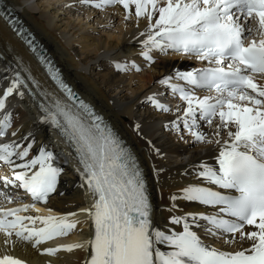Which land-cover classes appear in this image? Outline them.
I'll use <instances>...</instances> for the list:
<instances>
[{
  "label": "snow or ice",
  "instance_id": "snow-or-ice-1",
  "mask_svg": "<svg viewBox=\"0 0 264 264\" xmlns=\"http://www.w3.org/2000/svg\"><path fill=\"white\" fill-rule=\"evenodd\" d=\"M79 3L98 10L122 6L123 20L134 19L137 29L140 20H145L144 30L132 39L148 65L156 63L154 53L167 56L169 52L202 65L172 68L155 83L186 105L182 109L177 105L176 118L164 128L193 146L215 144L218 154L213 164L201 158L190 160L179 173L190 177L183 182H176L165 167L153 165L150 183L131 148L62 79L35 38L18 20L0 12L28 56L10 40L0 38V162L11 172L0 176V181L4 189H22L32 201L11 208L0 206L5 244L15 236L35 248L68 235L76 226L68 221L76 213L20 215L30 209L38 213L36 204L46 205L58 192L63 172L53 152L38 145L31 128L14 127L19 116L8 107L9 98L22 100L27 95L37 110L33 124L55 130L71 142L81 181L78 187L86 186L93 197L90 207L80 209L94 226V235L85 242L91 250L86 264H264V0ZM112 64L117 72L141 71L135 62ZM142 103L158 112H173L155 93ZM202 127L213 129L211 135ZM134 130L140 135L141 125L136 124ZM147 145L150 157L162 155L151 140ZM166 185L174 190L169 192L168 203L157 209L151 202V188L162 193ZM0 198L12 204L20 197L0 191ZM187 204L197 207L186 209ZM157 211L166 213L163 228L158 226ZM37 221L43 226L29 227ZM213 239L238 247L222 250L212 246L209 241ZM82 247H48L42 254ZM0 264L24 262L5 254Z\"/></svg>",
  "mask_w": 264,
  "mask_h": 264
},
{
  "label": "bare ground",
  "instance_id": "bare-ground-1",
  "mask_svg": "<svg viewBox=\"0 0 264 264\" xmlns=\"http://www.w3.org/2000/svg\"><path fill=\"white\" fill-rule=\"evenodd\" d=\"M1 1L18 11L20 18L45 44L48 52L62 67L66 79L75 86L84 99L93 103L102 114L109 118L126 138L146 166L150 183L153 165L165 167L176 182H183L190 177L182 178L179 173L184 171L190 160L205 159L217 154L215 144L193 146L190 142L178 140L175 134L165 132L164 124L176 118L174 111L163 114L153 110L148 106L149 104L142 103L146 96L154 93L158 95L166 91L164 86L155 81L168 74L172 68L180 70L188 68L191 65V59L176 54L163 57L157 55L156 63L140 72L121 74L112 68V61L139 60V46L132 38L138 34V31L144 30L145 20H140L137 29L134 19L127 23L123 20L122 6L98 12L81 5L79 0ZM131 11L134 13V7ZM0 38L10 40L12 46L28 58L24 46L14 37L2 18H0ZM18 103L19 107L13 111L19 116L15 126L20 127L22 131L29 128L35 129L33 121L37 118L36 108L27 95ZM136 124L141 125L140 135H137L134 130ZM202 130L209 135L213 131L207 127ZM46 136L47 133L41 131L40 139L44 138L47 142L55 141L53 134L51 137ZM148 140L160 149L162 153L160 157L154 154L151 157L148 155ZM77 177L73 172H69L67 181H64L61 188L65 196L56 198L57 202L64 207L69 206L70 209H77V204L82 203L84 199L83 191L79 187H73L78 181ZM173 190L166 185L162 193H158L152 187L151 202L154 207L159 209L161 204L166 205L169 192ZM195 207L197 205H185L186 209ZM165 218L166 213L157 211L158 226L166 220ZM0 235L2 236L0 241L2 255L8 254L41 264H82L84 256L82 249L65 252L60 258H47L38 256L35 249L12 237L9 238L10 242L5 244V236L3 233ZM230 247L237 249L238 246Z\"/></svg>",
  "mask_w": 264,
  "mask_h": 264
}]
</instances>
